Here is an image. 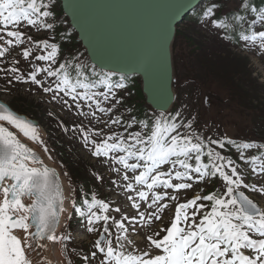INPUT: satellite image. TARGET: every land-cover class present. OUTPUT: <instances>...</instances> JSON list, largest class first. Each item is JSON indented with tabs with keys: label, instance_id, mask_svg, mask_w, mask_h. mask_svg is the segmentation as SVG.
<instances>
[{
	"label": "snow or ice",
	"instance_id": "1",
	"mask_svg": "<svg viewBox=\"0 0 264 264\" xmlns=\"http://www.w3.org/2000/svg\"><path fill=\"white\" fill-rule=\"evenodd\" d=\"M220 3L222 5L223 0ZM241 8L245 14L251 11L246 0H237L234 13H239ZM216 9L217 4L213 3L204 16H212ZM236 18L247 23L243 14ZM213 23L226 27L219 18ZM251 23L252 26L264 25V10L256 11ZM24 25L36 33L54 30V0H0V62L6 54L11 55L19 48L17 55L22 54L25 61L34 56V49H39L42 54L34 59L46 63V66L31 64V70L24 74L15 66L19 60H14L11 68L0 71L12 74L9 84L13 80L30 81L43 92L53 93L54 101L63 93L72 102L60 97L62 107L74 108L79 116L88 118L89 123L96 121L102 125L86 128L81 124L74 130L81 134L84 146L90 147L94 157L123 166L122 179L127 182L123 187L135 193L134 196L129 194L127 199L136 212L129 215L116 207L113 211L120 215L117 219L109 213L110 204L95 195L90 202L84 201L88 207L86 212L82 211L71 190L65 195L57 169L46 164L41 153L23 142L16 132L0 123V264H52L45 251L48 245L42 241L59 242L64 256L62 264H73L67 255L66 243L73 239L67 230L73 211L65 207L66 200L70 208L85 219L86 232L96 234L91 250L82 255L80 264H264V207L246 194L250 190L264 196V181L246 182L247 177L238 170L235 161L212 147L219 145L223 149L226 144L234 145L239 159L251 164L250 175L264 177V151L245 156L249 149H264V143L258 144L255 140L237 143L226 136L206 138L195 131L182 134L179 129H193L195 118L186 123L178 121L179 112L174 116L161 112L145 120L132 116L125 122L127 135L112 132L111 126L121 125L123 120L119 115L108 116L122 102V98L116 99L112 89L125 88L124 77H120V82H113L111 78L115 73H97L93 68L92 75L98 76V80L92 81L80 71L73 79L68 69L76 57L54 67L58 44L50 42L49 38L34 39ZM242 39L259 42V47L264 49V31H252ZM81 67L75 64L76 69ZM40 73L44 75L38 78ZM49 78L55 81L46 86ZM99 84L108 90L93 91ZM109 101L111 103L105 106ZM97 113L108 118L102 119ZM5 121L40 146L47 159H53L37 125L0 103V122ZM133 124H139L141 130L128 132ZM105 128L110 134L105 133ZM112 170L121 171L119 167ZM129 171L134 175L130 177ZM214 179L221 182L222 191L218 188L178 202L177 193L181 190L193 189L194 182L211 183ZM140 201L147 202L144 211H140ZM166 201L175 202V209L169 226L164 227V212L171 207ZM97 207L101 211L93 210ZM148 209L154 210L149 212ZM153 222H159L158 230L152 229L151 234L143 235L144 246L140 247V241L130 236L129 229L138 232L140 225L151 226ZM113 225L116 232L112 231ZM61 227L64 230L58 233ZM70 251L75 253L76 250Z\"/></svg>",
	"mask_w": 264,
	"mask_h": 264
},
{
	"label": "rangeland",
	"instance_id": "2",
	"mask_svg": "<svg viewBox=\"0 0 264 264\" xmlns=\"http://www.w3.org/2000/svg\"><path fill=\"white\" fill-rule=\"evenodd\" d=\"M209 3L210 6L216 3V11L220 10L222 15H226L235 10L237 0H223L222 5L220 0H211ZM241 10L243 9L241 8ZM60 11V5L57 0H54L56 27L50 32L44 31L45 38H49L50 42L54 41V35H57L59 29L67 30L70 26L68 19L63 14H60ZM255 15L254 11L245 14L248 18L246 20L247 23L242 22L241 24V27L248 28L245 35H250L252 31H264V25L260 23L252 26L251 22ZM213 21L214 19L210 16L200 21L185 18L178 26L177 40L174 44L177 93L175 107L177 106V109L171 115L174 116L179 112L181 116L177 118L178 121L182 120L185 123L193 117L195 118L193 129L185 127L179 129L182 134H190L192 131H195L206 138L218 139L226 136L238 143L245 140H255L258 144L264 143V120L259 118L260 111L255 108L260 103L264 105V87H262L263 94L258 87L264 85V49L259 47V42L244 41L242 38L239 45L233 44L224 31L227 30L228 33H231L228 31V28H220ZM231 30L232 32L235 31L234 29ZM32 31L30 29L28 34L37 37V33L35 32L34 34ZM67 36L70 37V34L67 33ZM68 42L70 43V47H66L64 51H60L62 53L61 57L58 54L57 63L58 61L62 62V60H72V57L75 56L76 59L72 61L74 66L77 63L81 66L88 64L89 60L84 47L79 43H74L72 40H68ZM18 51H20L19 48L13 50L11 55L6 54V57L2 58V62H0V69L11 68L14 60H19V64L15 66L19 67L20 72L24 74H27L33 62L40 66H46L45 62L34 59L36 55H40L37 49H34V56L30 57L28 61L23 59L22 54L17 55ZM11 75L8 72L0 71V99L9 105L11 104L17 111L39 119L48 126V135L46 137L41 136V138L50 149L53 157L51 161L62 169L68 185V194L71 190L77 201V206L82 211H86L88 205L84 201L90 202V193H92L110 204L109 213L116 216L117 219L120 218V215L113 211L116 207H120L122 212L126 211L129 215L136 212L131 210L133 208L129 206L130 201L127 199L129 194L134 196L135 193H131L123 187L127 183L122 179L125 171L123 166L114 164L110 160L108 163H105L104 160L106 158L94 157L91 154L90 147L84 146L81 134L74 130L77 125L81 124L86 128L102 127V125L97 124L96 121L89 123L88 118L79 116L74 108L68 110L62 107L60 97L68 99L69 103L72 102L63 93H60V97L54 101L52 100L53 93L43 92L39 86L32 84L30 81L18 82L13 80L9 84L8 80L11 78ZM54 81L55 78H49L45 81V84L47 86ZM107 90L105 85H99L98 88L93 89L97 93ZM112 91L116 93V99L122 98V102L108 116L119 115L123 117V120L121 125H112L111 131L127 135L124 132V129L127 127L125 122L130 117H136L138 114L134 111L136 106L134 105V101L131 102L132 98L137 96L138 93H135L130 86H125L123 89L113 87ZM19 98L25 99L26 103L33 106L32 110H26L25 107L27 106L17 101ZM101 99L103 98L101 97ZM257 99L260 101L258 104ZM136 102L139 101L137 100ZM109 103L111 101L105 102V106H108ZM146 106V116L148 118L161 113L154 110L148 104ZM129 108L132 110L131 112L126 111ZM83 110L87 111V108L84 107ZM163 113L169 114L167 112ZM97 115L102 119L108 118L102 113H97ZM58 126H60L62 132ZM64 129H68V131ZM140 130L139 124H133L132 128L128 129V132ZM104 131L110 134L108 128H105ZM144 131L146 132V130ZM25 138L34 147L42 151L40 146L36 145L35 142L30 141L27 137ZM102 138L100 137V139ZM60 139L61 146L59 145ZM212 147L235 161L238 170L247 177L246 182L257 183L264 181V177H258L254 174L250 175L251 164H248L246 160L239 159L238 151L234 145L226 144L223 149H220L219 145H212ZM260 151H264V149L259 151L257 149H249L245 152V156L247 157L249 154L259 155ZM116 167L121 169L119 173L112 170ZM128 174L130 177L134 175L131 171ZM97 177L101 178L97 179ZM86 183L89 184L83 188V185ZM134 187L140 188L141 186L134 184ZM218 188L221 191L223 190L221 182L218 179H214L211 183L194 182L193 189L181 190L182 193L180 191L177 195L181 201H185L192 198L195 194L205 195L213 190L216 191ZM246 194L261 207H264V196L258 193H251L250 190ZM180 199L178 202H180ZM166 202L171 207L165 210V212H170L167 214L164 212V227L169 226L168 222L174 214L175 209V202ZM140 203L142 204L141 209L145 207L144 201H140ZM204 203L210 204V202ZM128 207L130 209L127 210ZM68 208L70 211H73V217L68 222L67 230L72 234L73 239L66 242L69 249L67 255L73 264H80L82 255L87 254L91 250V245L96 238V234L87 233L85 219L79 216L78 213H75L70 206ZM93 210L101 211L98 207ZM152 210L148 209L149 212ZM158 224L159 222L157 224L153 222L150 227L147 224L140 225L138 232H132L129 229L130 236L138 239L140 241L139 246L143 247V235L151 234L152 229L158 230ZM63 230L61 228L59 232ZM112 231L116 232L114 225ZM71 249H75V253L71 252ZM77 253L81 255H77Z\"/></svg>",
	"mask_w": 264,
	"mask_h": 264
},
{
	"label": "water",
	"instance_id": "3",
	"mask_svg": "<svg viewBox=\"0 0 264 264\" xmlns=\"http://www.w3.org/2000/svg\"><path fill=\"white\" fill-rule=\"evenodd\" d=\"M60 1L92 64L114 73L138 75L147 103L158 111L172 106L178 26L205 0ZM0 103L47 134L39 119L20 113L2 99Z\"/></svg>",
	"mask_w": 264,
	"mask_h": 264
},
{
	"label": "trees",
	"instance_id": "4",
	"mask_svg": "<svg viewBox=\"0 0 264 264\" xmlns=\"http://www.w3.org/2000/svg\"><path fill=\"white\" fill-rule=\"evenodd\" d=\"M57 2L60 5V10H61L59 13L63 14L68 19L65 12L63 11L60 0H57ZM246 3H248L250 5L251 11H254L255 13H256V11H259V9H264V0H246ZM207 4H208V1H207ZM207 8H208V5L206 7V10H207ZM205 11L200 9V10L196 11L193 15H188L186 18L197 19L199 21L203 20L205 18V16H204ZM233 13H234V11H233ZM238 15H242V12L234 13L231 16L229 14H227V15H225V17L224 16L221 17L222 14H221L220 10L219 11L214 10L213 15H212L213 17H215V19L219 18L220 22L224 23L225 25H228V19H230L232 22H235L236 26H233V29L235 31L234 32H232V30L230 31L231 32L230 37L232 38V41L234 44H239L242 36L247 32V29H248V28L246 29V28H243L240 26L242 24V22L236 18ZM247 19L248 18L245 16V20H247ZM68 22H69V19H68ZM67 33L70 34V37L67 36ZM56 38L59 40L60 49L62 51H64L66 49V47L67 48L70 47L69 46L70 43L68 42V40H72L74 43L81 44V41L79 40V38L77 36V32L74 30V28L71 27V25L69 26V28L67 30H60L59 29L57 32ZM176 40H177V37H176ZM65 42H67V43H65ZM175 43H176V41H175ZM81 46H82V44H81ZM93 68H95V71H96L97 67L93 66L89 62L88 67L86 66L84 68V70H85L84 75L88 76V78L96 77V76L92 75ZM74 70L76 71V76H77V71L82 72L81 70H76V69H74ZM124 77H125L128 85L134 90V92L138 93V95L134 96L131 100V102L134 101V105H136L134 108V111H136L138 113L136 115L137 120L148 119V117L146 116V109H147L146 104H147V102H146L145 95H144L143 90H142V83H141L140 77L138 75H131V76L124 75ZM258 87L260 88V91L262 93V87H264V85L258 86ZM137 100L139 102H136ZM258 100L259 99H257V104L260 103V101H258ZM17 101L22 102L24 106H27V107H25L26 110H29V111H30V109L32 110L33 106L26 103L25 99L19 98V99H17ZM24 106H21V107H24ZM255 108L260 111L259 118L261 120H264V105H262L260 103V104L256 105Z\"/></svg>",
	"mask_w": 264,
	"mask_h": 264
},
{
	"label": "bare ground",
	"instance_id": "5",
	"mask_svg": "<svg viewBox=\"0 0 264 264\" xmlns=\"http://www.w3.org/2000/svg\"><path fill=\"white\" fill-rule=\"evenodd\" d=\"M174 91H175V94L177 95L176 87L174 88ZM176 100H177V98H176ZM67 205H68V202H67ZM42 243H47V245H48V248L45 251H46V254L49 257V259L51 260L52 264H62L64 257L61 253L60 244L57 242H53V241H42Z\"/></svg>",
	"mask_w": 264,
	"mask_h": 264
},
{
	"label": "flooded vegetation",
	"instance_id": "6",
	"mask_svg": "<svg viewBox=\"0 0 264 264\" xmlns=\"http://www.w3.org/2000/svg\"><path fill=\"white\" fill-rule=\"evenodd\" d=\"M24 28L25 29H29V26H27V25H24ZM30 30V29H29ZM29 30H28V32H29ZM32 33H34L35 34V31L33 30L32 31ZM33 37H35L36 39H38V38H45V34H44V31H41L40 33H37V37L36 36H34L33 35ZM10 106L12 107V105L10 104ZM13 108V107H12ZM20 112V111H19ZM22 113V112H21ZM28 115V114H27ZM30 116V115H29ZM7 123V122H6ZM43 123V122H42ZM44 124V123H43ZM9 125V124H8ZM45 125V124H44ZM10 127H12L13 129H14V131L16 132V134L17 135H22V133H20L19 132V130H17V129H15L13 126H11V125H9ZM45 127H46V129H47V131L49 132V129H48V126H46L45 125ZM59 128V127H58ZM60 129V128H59ZM60 131H61V129H60ZM62 132V131H61ZM61 135V134H60ZM59 145L61 146V139H60V143H59Z\"/></svg>",
	"mask_w": 264,
	"mask_h": 264
}]
</instances>
